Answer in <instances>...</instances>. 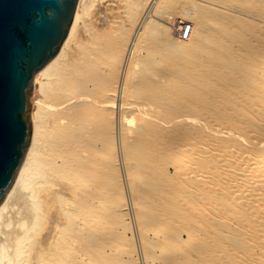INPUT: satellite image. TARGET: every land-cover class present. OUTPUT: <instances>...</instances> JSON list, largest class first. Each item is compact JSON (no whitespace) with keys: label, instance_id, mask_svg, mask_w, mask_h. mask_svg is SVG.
Masks as SVG:
<instances>
[{"label":"bare ground","instance_id":"obj_1","mask_svg":"<svg viewBox=\"0 0 264 264\" xmlns=\"http://www.w3.org/2000/svg\"><path fill=\"white\" fill-rule=\"evenodd\" d=\"M86 1L37 76L0 264H264V0H121L94 26Z\"/></svg>","mask_w":264,"mask_h":264},{"label":"water","instance_id":"obj_2","mask_svg":"<svg viewBox=\"0 0 264 264\" xmlns=\"http://www.w3.org/2000/svg\"><path fill=\"white\" fill-rule=\"evenodd\" d=\"M79 0H0V206L32 145L37 76L60 53Z\"/></svg>","mask_w":264,"mask_h":264},{"label":"rangeland","instance_id":"obj_3","mask_svg":"<svg viewBox=\"0 0 264 264\" xmlns=\"http://www.w3.org/2000/svg\"><path fill=\"white\" fill-rule=\"evenodd\" d=\"M177 1L183 4H192V3L210 4L209 0H177ZM86 6L88 7V13H89L87 17V24L90 26L98 25L101 22L107 24L108 22L113 21L116 17L121 16L120 14L124 12V8H125L122 5L121 0H87ZM172 21L169 22L171 26H168L164 22L162 23L170 28L171 35L173 38L176 36L179 37V33L183 23L192 24L189 20H187L183 16L175 17ZM42 100L43 99L39 98L38 102H42ZM48 106L49 105H47V107Z\"/></svg>","mask_w":264,"mask_h":264},{"label":"built area","instance_id":"obj_4","mask_svg":"<svg viewBox=\"0 0 264 264\" xmlns=\"http://www.w3.org/2000/svg\"><path fill=\"white\" fill-rule=\"evenodd\" d=\"M191 31H192V25L183 23L179 33L180 39L183 41H187L190 38Z\"/></svg>","mask_w":264,"mask_h":264}]
</instances>
